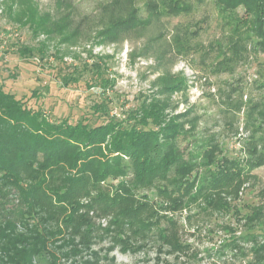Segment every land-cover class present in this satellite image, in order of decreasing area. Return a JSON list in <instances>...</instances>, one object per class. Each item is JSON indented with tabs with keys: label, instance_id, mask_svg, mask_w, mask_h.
Wrapping results in <instances>:
<instances>
[{
	"label": "rangeland",
	"instance_id": "obj_1",
	"mask_svg": "<svg viewBox=\"0 0 264 264\" xmlns=\"http://www.w3.org/2000/svg\"><path fill=\"white\" fill-rule=\"evenodd\" d=\"M35 1L41 13L55 18L69 13L71 29L79 32L71 42L55 33L36 35L0 4V88L50 120L90 126L107 114L121 120L150 98H161L170 116H182L178 144L186 158L200 162L205 147L215 143L218 158L236 159L246 171L238 196L229 197L223 209L200 199L166 210L170 199L155 185L139 188L138 196L147 194L155 206L146 218L156 222L144 237L125 226L123 237L132 244L127 250L115 238L113 215L91 210L96 232L90 246L67 258L64 245L58 263L264 264V212L253 215L264 207V164H246L264 159V50L238 21L244 8L222 11L216 0H183L188 11L156 13L152 6L161 0ZM133 10L137 22L145 23L117 39L100 35ZM171 75L182 81L181 89L167 92L162 77ZM204 169L198 165L190 177ZM166 226H172L170 241L179 240L180 250L161 241L159 230Z\"/></svg>",
	"mask_w": 264,
	"mask_h": 264
},
{
	"label": "trees",
	"instance_id": "obj_2",
	"mask_svg": "<svg viewBox=\"0 0 264 264\" xmlns=\"http://www.w3.org/2000/svg\"><path fill=\"white\" fill-rule=\"evenodd\" d=\"M216 1L222 11L244 8L238 21L254 33L264 50V0ZM0 4L36 35L55 33L71 42L79 32L77 27L71 29L69 13L57 18L41 13L35 0H0ZM152 7L156 13H179L190 6L183 0H161L160 6ZM128 14L100 30V35L117 39L145 23L137 22L135 10ZM162 79L163 90L181 89L177 76ZM168 107L165 100L152 97L121 120L106 113L107 120L90 126L82 120H50L15 93L0 88V264H60L58 250L64 245L69 247L65 257L77 256L90 246L96 232L91 210L113 215L112 225L118 229L115 238L127 250L132 244L123 237L125 226L144 237L156 222L146 218L155 206L147 194L138 196L139 188L155 185L170 199L166 210L200 199L217 209L228 208V198L237 197L244 183V166L227 156L218 158L215 143L205 147L200 162L186 158L178 144L185 131L178 120L182 116H170ZM249 163L260 166L264 159H248ZM198 165L205 169L191 178ZM263 212L264 207H258L253 215ZM172 226L161 227L159 235L163 243L180 250L179 240L170 241ZM76 264L95 263L84 259Z\"/></svg>",
	"mask_w": 264,
	"mask_h": 264
}]
</instances>
